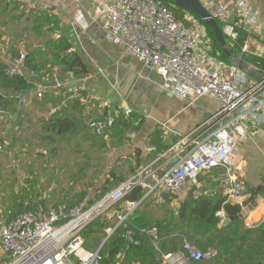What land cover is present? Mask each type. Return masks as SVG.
<instances>
[{"label":"crops","instance_id":"1","mask_svg":"<svg viewBox=\"0 0 264 264\" xmlns=\"http://www.w3.org/2000/svg\"><path fill=\"white\" fill-rule=\"evenodd\" d=\"M6 1H17L27 10H39L57 16L60 24L57 35H63L70 41L72 49L84 62L87 74L84 77L66 74L56 79L60 83L57 86L52 77L29 75L25 71L24 76L34 89L27 95H21L26 101L23 105H17L16 115L10 117L5 113L6 117L0 118V156L10 158L11 165V170L8 167L0 168V228L6 225L3 216L9 190L13 187L16 191L25 188L27 180H34L30 182L36 195L33 199L46 206L35 213L45 215L55 205L58 206L61 199L76 202L74 197L84 192L91 197L107 180L123 178L125 181L156 159L159 155L154 156V148L148 145V139L156 128L163 131L164 141L169 146L178 136L191 134L193 138L199 137V141L203 139L205 127L197 132L192 131L219 110L218 102L208 95L194 102L184 101L162 90L160 79L150 66L132 57L121 45L105 40V22L95 12L92 0H82L77 6L73 0ZM206 2L212 9L219 4L227 6L221 21L223 24L233 25L236 20L240 23L235 0ZM248 3L256 23L245 27L248 37L241 53L235 57L256 72H264L258 65L242 59L257 57L264 61V0H248ZM187 18L193 22V28H203L200 36L202 48L215 57L211 53V41L204 27L190 16ZM27 38L12 40L4 36L0 40V62L8 64L14 50L27 53L39 45L35 39L27 45ZM250 77L254 79V75ZM45 94L61 98V101H41ZM123 107L131 109L130 117L120 113ZM106 114L123 116L125 128L121 131L116 128L108 141H101L86 125L90 120ZM56 115H60L56 120L62 119L66 123L67 129L61 134L54 127ZM47 125L53 128L47 129ZM244 129L246 135L238 146L237 158L242 165L238 178L247 188V200L251 194L249 189L258 187L264 193V123L259 124L249 118L244 122ZM48 139L50 144L47 143ZM42 144L48 150V154H44H47L45 160L50 163L49 170L44 165L42 171H36L33 166L21 171L23 163L16 158L26 155L29 147ZM170 160V163H174L177 159L172 157ZM162 162H159L160 166ZM201 175L205 176L204 187L213 184L215 190L226 194L228 181L223 169H212ZM188 189L189 185L178 194H170L175 199L169 203L163 201L164 194L156 192L145 199L146 205L143 208L145 211H153L154 216L160 218L166 210H177ZM149 200H152L151 208ZM259 200L262 202L245 218V225L253 226L264 219V198L261 192L253 202ZM127 203L128 200L122 206ZM218 215L225 220L222 212ZM107 230L106 227L104 231ZM0 259L6 258L0 253Z\"/></svg>","mask_w":264,"mask_h":264},{"label":"built area","instance_id":"2","mask_svg":"<svg viewBox=\"0 0 264 264\" xmlns=\"http://www.w3.org/2000/svg\"><path fill=\"white\" fill-rule=\"evenodd\" d=\"M81 1L73 0V4L77 6ZM92 1L95 12L105 22V40L121 45L132 57L150 66L159 77L162 90L191 102L211 96L218 102L219 110L192 131L205 127L202 140L191 137V134L176 137L166 151L94 204L88 206L86 197L74 206L61 204L51 208L45 215L25 212L2 226L0 253L7 259L6 264H101L99 249L87 251L82 238L85 228L101 217L110 224L107 237L122 226L125 249L137 245L134 232L126 229L125 224L140 204L118 206L137 186L145 199L156 192L175 195L187 185H196L202 173L221 168L228 181L226 201L239 205L241 210L245 207L248 192L238 178L242 165L237 150L246 135L244 122L250 118L259 124L264 123V72H256L247 65L249 73H246L231 62L227 64L211 56L200 42L203 28L185 27L159 1ZM200 1L213 19L222 21L227 10L225 4L212 9L206 0ZM235 5L244 27L256 23L248 0H235ZM222 31L230 41L235 40L233 25L223 24ZM25 56L26 53L20 51L17 57L10 59L4 73L24 77ZM237 60L242 62L240 58ZM245 74L254 75V79L249 80ZM60 78L58 69L54 68L52 79ZM56 83L60 86L59 81ZM25 101L20 97L18 105ZM120 113L130 117L131 109L123 107ZM4 115L5 112L0 110V118ZM113 123L114 116L106 114L102 119L90 120L88 128L97 137L108 141ZM172 157L177 159L174 163H170ZM160 161H163L161 166ZM164 166L166 169L159 174ZM147 233L154 242L158 240L155 227ZM183 250L185 252L164 255L163 264H190V261L212 256V253L201 254L191 249L186 242Z\"/></svg>","mask_w":264,"mask_h":264},{"label":"trees","instance_id":"3","mask_svg":"<svg viewBox=\"0 0 264 264\" xmlns=\"http://www.w3.org/2000/svg\"><path fill=\"white\" fill-rule=\"evenodd\" d=\"M154 1H159L166 6L185 27H193V22L187 16L203 26L211 41L212 55L230 64V61L217 44L212 30L197 15L176 7L172 0ZM3 16L4 22L0 23V28L5 31L7 37L9 36L12 40L15 38L24 40L26 36L22 33L32 32L35 35V40L40 42L39 45L26 53L23 65L26 72L51 78L52 70L57 68L59 77L66 74H72L76 77L86 76L87 68L78 53L72 49L70 41L63 35H57L60 30L57 16L39 10H27L17 1L0 0V19ZM215 22L221 30L223 23L220 20H215ZM19 24L23 25L20 30L21 33L17 32L16 28L11 27V25L18 27ZM233 26L236 38L231 46L226 41L224 34L223 37L231 53L234 56H239L248 34L244 25L239 23V20H236ZM18 54L19 52L14 50L9 57L12 59L17 57ZM242 59H245L244 61L248 63L258 65L264 70L262 59L257 57L249 59L243 57ZM5 67L6 64L0 62V110L11 117L17 114L18 100L21 95H27L34 88L25 76L11 77L6 75L4 73ZM41 101L55 103L60 102L61 98H54L50 94H45ZM59 118L60 115L55 118L54 127L61 134L67 128L64 120H56ZM123 122V116H114L110 135L115 132L116 128H119L120 131L125 128ZM46 128L53 127L47 125ZM86 128L89 129L88 124ZM99 139L103 140L102 138ZM47 143L50 144V139ZM148 145L154 148V156L161 155L169 147L164 141L163 131L159 128H156L149 137ZM33 181H25V188L20 190L16 191L14 187L9 190L10 195L5 202L7 204L3 216L5 224L25 212H36L41 207L46 208L40 201L37 202L36 199H33L36 196L31 188L30 182ZM123 181V178H112L107 180L105 185L100 187L91 197H88L84 192L74 197L76 202L61 199L59 205L74 206L86 197H88V206L92 205ZM197 181L196 185H189L188 192L179 203L177 210H166L160 218H156L153 211L144 210L145 200L140 203L141 206L139 205L131 213L125 224L126 229H132L134 232L135 239L138 241L137 245H131L128 249H125L126 242L122 238L124 228L122 226L118 227L112 235L107 237L104 229L109 227L110 224L97 219L82 232L84 248L87 251L94 252L103 244L99 250L101 264H163L162 258L164 255L178 251L185 252L183 244L186 242L191 249L201 254L212 253L210 258L190 261V264H264V219L253 226H246L245 219H233L227 225H223L222 217L218 213L222 212L224 219L234 218L241 212L240 206L227 202L225 195L215 190L213 184L204 187L205 176L199 175ZM249 191L251 194L245 204L253 202L260 192L264 198V193L258 187L249 189ZM194 193H197V195H194ZM141 196L140 193L139 197L141 198ZM127 200L128 197L122 200L118 206H122V203ZM173 200L172 195L164 194L163 201L169 203ZM153 227L158 232L156 242L151 240L147 233ZM106 237L107 239L104 241Z\"/></svg>","mask_w":264,"mask_h":264},{"label":"water","instance_id":"4","mask_svg":"<svg viewBox=\"0 0 264 264\" xmlns=\"http://www.w3.org/2000/svg\"><path fill=\"white\" fill-rule=\"evenodd\" d=\"M176 7H179L187 12L193 13L197 15L203 23H205L213 32L215 40L217 44L219 45L222 52L225 54V56L228 58V60L235 65L239 70H242L246 73H249L248 66L242 61L238 62V60L235 58V56L231 53L229 50L226 41L223 37V31L220 30L215 22V19L212 18V16L209 14V12L204 7L203 3L200 0H172ZM264 75V73H262ZM225 173V171L223 170ZM139 192H141L140 187H135L129 194L128 197V203L129 204H140L144 197L138 199ZM262 200H259L257 202H251L249 205L245 206L241 212L235 216L234 218L225 219L222 224L227 225L230 220H237V219H245L250 212H252L256 207L257 204L261 203ZM101 222H104V217L100 218ZM107 237L104 241H106ZM104 243V242H103ZM103 245V244H102ZM100 246V248L102 247ZM99 248V250H100Z\"/></svg>","mask_w":264,"mask_h":264},{"label":"rangeland","instance_id":"5","mask_svg":"<svg viewBox=\"0 0 264 264\" xmlns=\"http://www.w3.org/2000/svg\"><path fill=\"white\" fill-rule=\"evenodd\" d=\"M4 16L0 19V23L1 22H4ZM7 20V19H6ZM11 27L12 28H16V30H17V32H19V33H21L20 32V30L23 28V25L22 24H19V26L17 27V26H14L13 27V25H11ZM22 34H25V36L26 37H28L27 38V45H30L32 42H33V40L35 39V35L32 33V32H26V33H22ZM7 34H5V31L2 29V28H0V37H1V39L0 40H2L3 38H4V36H6ZM226 37V36H225ZM210 39V38H209ZM37 41V40H36ZM226 41L228 42V44L231 46V44H232V41H230L228 38H226ZM38 42V41H37ZM38 43H40V42H38ZM229 48V47H228ZM230 50V49H229ZM245 76L249 79V80H251V77H250V75H248V74H245ZM4 117H6V114L4 115ZM43 146H44V144H42L41 146H38V147H34V148H32V147H29V151H28V153H26V155H20V156H18L16 159L17 160H19L21 163H23L21 166H20V169H21V171H23L24 169H26L27 167H29V166H33V168L37 171V169L38 170H43V167H44V165L47 167V169L49 170V167H50V163H49V161L46 159L45 160V157H46V155L48 154V150H45V148H43ZM44 152H46L47 154H44ZM47 161H48V163H47ZM28 162H30V164L28 165L27 163ZM20 163V164H21ZM25 164V165H24ZM4 167H8L10 170H11V165H10V158H8L7 156H0V168H4ZM48 180H47V178L45 177V182H47ZM41 191H42V189H41ZM175 199V198H174ZM0 202H1V200H0ZM148 203H149V206H150V208L153 206L152 205V200H149L148 201ZM155 207H157V205L155 204L154 205ZM165 206H163V208H164ZM2 208V207H1ZM153 209V208H152ZM1 210V209H0ZM19 216V215H18ZM16 218V217H15ZM1 222H2V220H1ZM109 227H110V225H109ZM109 227H107V228H109ZM103 243V242H102ZM5 263H7V261L6 260H1L0 259V264H5Z\"/></svg>","mask_w":264,"mask_h":264}]
</instances>
